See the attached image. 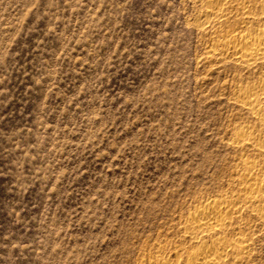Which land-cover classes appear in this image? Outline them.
I'll return each mask as SVG.
<instances>
[{"label":"rangeland","instance_id":"1","mask_svg":"<svg viewBox=\"0 0 264 264\" xmlns=\"http://www.w3.org/2000/svg\"><path fill=\"white\" fill-rule=\"evenodd\" d=\"M205 9L0 0V264H140L161 245L168 257L192 247L190 210L239 192L245 160L264 176V123L237 101L264 84V62L211 59L215 31L242 17L217 29L200 25ZM243 211L241 264H264V221Z\"/></svg>","mask_w":264,"mask_h":264},{"label":"bare ground","instance_id":"2","mask_svg":"<svg viewBox=\"0 0 264 264\" xmlns=\"http://www.w3.org/2000/svg\"><path fill=\"white\" fill-rule=\"evenodd\" d=\"M203 1L206 9L200 17V25L209 23L216 28L223 27L234 13L242 17L234 29L217 28V37L211 42L213 55L210 58L228 57L248 66L264 62V22L259 23L262 18L264 20V0ZM263 98L264 84L240 88L237 94L240 107L250 109L264 123ZM241 136L237 138V143L243 145L248 142L249 147H263L257 137ZM245 164L246 171L238 173L239 192L235 196L221 194L208 197L190 210L182 221L183 236L192 247L177 246L172 255L165 257L167 248L161 245L156 254H149L140 264L243 263L253 246L250 235L244 231L249 220H241L243 210H251L264 221V176L255 162L245 160Z\"/></svg>","mask_w":264,"mask_h":264}]
</instances>
